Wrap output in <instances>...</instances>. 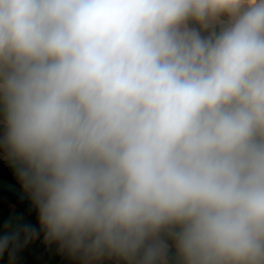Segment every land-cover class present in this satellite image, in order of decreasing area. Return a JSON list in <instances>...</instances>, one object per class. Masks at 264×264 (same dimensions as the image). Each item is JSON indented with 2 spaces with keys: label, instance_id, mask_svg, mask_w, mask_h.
Returning <instances> with one entry per match:
<instances>
[{
  "label": "clouds",
  "instance_id": "obj_1",
  "mask_svg": "<svg viewBox=\"0 0 264 264\" xmlns=\"http://www.w3.org/2000/svg\"><path fill=\"white\" fill-rule=\"evenodd\" d=\"M0 168V258L264 264V0H0Z\"/></svg>",
  "mask_w": 264,
  "mask_h": 264
},
{
  "label": "crops",
  "instance_id": "obj_2",
  "mask_svg": "<svg viewBox=\"0 0 264 264\" xmlns=\"http://www.w3.org/2000/svg\"><path fill=\"white\" fill-rule=\"evenodd\" d=\"M0 176L15 182L14 177L6 168H0ZM17 222H29L36 224L38 227L37 216L32 209H29L7 193L0 192V231L4 229L6 224H15ZM44 240L42 232L39 236L26 242L22 239L19 247L14 252L13 258L10 260L6 254L3 258H0V264H48ZM53 247L59 251L55 246ZM67 264H121V262L115 258L105 259L100 262L85 261L79 256L68 255Z\"/></svg>",
  "mask_w": 264,
  "mask_h": 264
},
{
  "label": "water",
  "instance_id": "obj_3",
  "mask_svg": "<svg viewBox=\"0 0 264 264\" xmlns=\"http://www.w3.org/2000/svg\"><path fill=\"white\" fill-rule=\"evenodd\" d=\"M17 185L15 182L7 180L0 176V192H5L12 194L19 198L24 204L28 205L31 209L36 211L27 199H21L17 192ZM44 247L46 251V257L48 264H65L67 260V254L57 251L53 246L49 245L46 240H44Z\"/></svg>",
  "mask_w": 264,
  "mask_h": 264
},
{
  "label": "trees",
  "instance_id": "obj_4",
  "mask_svg": "<svg viewBox=\"0 0 264 264\" xmlns=\"http://www.w3.org/2000/svg\"><path fill=\"white\" fill-rule=\"evenodd\" d=\"M9 196H11L12 198H14L15 200H17V201H19V202H21V203H23L19 198H17L16 196H14V195H12V194H9V193H7ZM24 204V203H23ZM26 207H28L29 209H31L28 205H26V204H24ZM33 210V209H32ZM34 211V210H33ZM34 213L36 214V216H37V213H36V211H34ZM65 264H67V260H66V263Z\"/></svg>",
  "mask_w": 264,
  "mask_h": 264
}]
</instances>
